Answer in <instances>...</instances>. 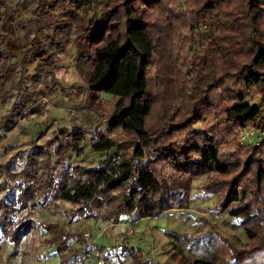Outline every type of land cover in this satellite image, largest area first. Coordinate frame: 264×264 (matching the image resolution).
Here are the masks:
<instances>
[{
    "label": "trees",
    "instance_id": "trees-1",
    "mask_svg": "<svg viewBox=\"0 0 264 264\" xmlns=\"http://www.w3.org/2000/svg\"><path fill=\"white\" fill-rule=\"evenodd\" d=\"M67 1L36 0V34L43 35L45 53L51 57L65 45L75 46L79 59L90 66L88 91L116 99L106 118L109 130L121 129L129 137L124 144L94 139L93 151L116 150L120 160L105 161L95 169L75 168L59 183L48 179L52 197L76 206L75 215L99 211L102 221L118 224L125 216L140 219L186 208L181 201L189 195L192 181L209 174L197 190L222 191L221 213L238 202L240 206L230 214L241 219L247 239L254 241L249 251L238 254L239 260L264 251V134L259 144L234 155L224 156L219 146L236 128L264 133V0H186V11L176 0H105L90 16L74 14ZM2 5L0 0V9ZM152 17L157 21L151 22ZM201 27L200 45L192 49ZM182 29L190 37L185 47L177 43ZM190 51V64L183 62L187 72L175 79V99L183 101L179 118L158 130L151 128L156 98L148 91L149 61L156 57L161 86L163 78H175L174 58ZM240 82L257 95L256 103L250 102L251 95ZM199 122L201 130L195 128ZM72 136L76 144L84 140L80 132ZM69 146L65 152L75 150L76 145ZM163 162L165 170L160 166ZM23 191L32 193L28 187ZM11 213L6 206L0 223L3 228L13 227L10 239L17 242L36 225L30 219L14 225ZM39 225L49 234L60 264H70L79 252L69 249L71 234L57 223ZM124 252L128 264H149L147 259L133 262L143 254L139 250L124 246ZM189 264L214 263L195 259Z\"/></svg>",
    "mask_w": 264,
    "mask_h": 264
},
{
    "label": "rangeland",
    "instance_id": "rangeland-1",
    "mask_svg": "<svg viewBox=\"0 0 264 264\" xmlns=\"http://www.w3.org/2000/svg\"><path fill=\"white\" fill-rule=\"evenodd\" d=\"M104 1L68 0L67 9L90 16ZM176 2L187 10L186 0ZM35 6L36 0H3L0 9V221L7 206L14 225L25 219L36 225L12 242L13 227L3 228L0 223V264H60L50 236L40 227V222L57 223L71 234L69 249L79 252L70 264H128L127 253H122L124 246L145 255L136 256L133 262L147 259L149 264H189L204 259L214 264H264V251L239 260L238 254L249 251L254 241L247 239L241 219L230 214L240 206L238 202L221 213L222 191L197 190L209 174L192 181L189 195L181 201L186 208H173L147 221H139L132 215L112 224L102 221L99 211L75 215L76 206L52 197L45 183L48 179L59 183L75 168L95 169L105 161L120 160L116 150L93 151L94 139L110 138L124 144L129 136L121 129L109 130L106 118L116 99L88 91L90 66L79 59L74 45H65L62 52L52 57L45 53L43 46L47 42L42 34H36ZM152 21L157 20L152 17ZM203 29L195 32L192 49L200 45L199 33ZM181 31L177 43L178 46L184 43L185 47L189 32ZM29 48L32 52L26 54ZM191 57L192 51L180 52L174 58L175 78L171 81L163 78L162 87L158 84L156 57L149 61L148 91L156 98L149 118L151 128L158 130L168 120L179 118L183 101L175 99L178 93L175 79L187 72L183 64H190ZM240 84L251 95L250 102L256 103L257 95L245 83ZM202 127L200 122L195 125L197 130ZM240 129L232 130L224 141H218L224 156L253 145L241 143ZM73 132H80L84 140L76 144ZM67 145H76L75 150L65 152ZM164 163H160L163 170L167 169L162 166ZM27 187L31 195L24 193ZM261 218L264 219V214ZM136 221L138 224H134ZM261 224L264 227L263 220Z\"/></svg>",
    "mask_w": 264,
    "mask_h": 264
},
{
    "label": "built area",
    "instance_id": "built-area-1",
    "mask_svg": "<svg viewBox=\"0 0 264 264\" xmlns=\"http://www.w3.org/2000/svg\"><path fill=\"white\" fill-rule=\"evenodd\" d=\"M240 133V141L242 144H253L257 145L260 143L263 132H257L254 129L251 128H242L239 131Z\"/></svg>",
    "mask_w": 264,
    "mask_h": 264
},
{
    "label": "crops",
    "instance_id": "crops-1",
    "mask_svg": "<svg viewBox=\"0 0 264 264\" xmlns=\"http://www.w3.org/2000/svg\"><path fill=\"white\" fill-rule=\"evenodd\" d=\"M165 213V212H164ZM151 217H147V218H140L139 221H147V219H149ZM139 221H136L134 224H138Z\"/></svg>",
    "mask_w": 264,
    "mask_h": 264
}]
</instances>
